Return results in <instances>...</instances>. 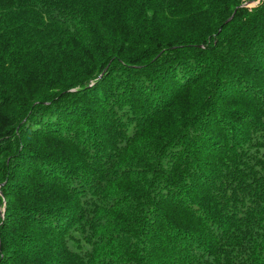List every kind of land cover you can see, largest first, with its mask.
I'll return each instance as SVG.
<instances>
[{
  "label": "trees",
  "instance_id": "16d2710c",
  "mask_svg": "<svg viewBox=\"0 0 264 264\" xmlns=\"http://www.w3.org/2000/svg\"><path fill=\"white\" fill-rule=\"evenodd\" d=\"M246 1L0 0V264H264Z\"/></svg>",
  "mask_w": 264,
  "mask_h": 264
},
{
  "label": "water",
  "instance_id": "95a60500",
  "mask_svg": "<svg viewBox=\"0 0 264 264\" xmlns=\"http://www.w3.org/2000/svg\"><path fill=\"white\" fill-rule=\"evenodd\" d=\"M250 2H251V1L248 0V1L244 2V3H242V5H249ZM231 18H232V16L229 17L228 20L231 19Z\"/></svg>",
  "mask_w": 264,
  "mask_h": 264
},
{
  "label": "rangeland",
  "instance_id": "374dc122",
  "mask_svg": "<svg viewBox=\"0 0 264 264\" xmlns=\"http://www.w3.org/2000/svg\"><path fill=\"white\" fill-rule=\"evenodd\" d=\"M254 4H256V1H251V2L249 3V5H254Z\"/></svg>",
  "mask_w": 264,
  "mask_h": 264
}]
</instances>
